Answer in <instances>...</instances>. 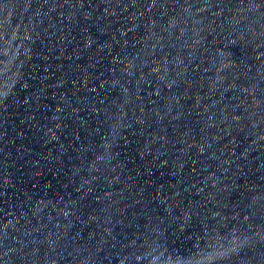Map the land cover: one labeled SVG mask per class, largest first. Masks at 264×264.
<instances>
[{
  "label": "water",
  "instance_id": "water-1",
  "mask_svg": "<svg viewBox=\"0 0 264 264\" xmlns=\"http://www.w3.org/2000/svg\"><path fill=\"white\" fill-rule=\"evenodd\" d=\"M0 264H264V0H0Z\"/></svg>",
  "mask_w": 264,
  "mask_h": 264
}]
</instances>
